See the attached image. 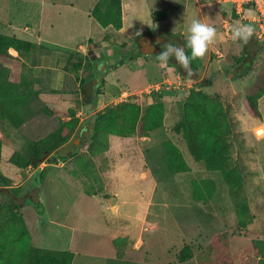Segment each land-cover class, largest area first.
<instances>
[{
	"label": "rangeland",
	"instance_id": "374dc122",
	"mask_svg": "<svg viewBox=\"0 0 264 264\" xmlns=\"http://www.w3.org/2000/svg\"><path fill=\"white\" fill-rule=\"evenodd\" d=\"M41 1L0 0V15L12 13L19 16L21 22L37 21L40 15L36 7ZM57 1L65 10V5L73 0ZM204 1L199 0L200 3ZM150 2L161 9L155 13L167 14L164 10L166 7L174 10L172 15L177 16L172 23L175 35L168 29H153L159 30L156 33L174 45L183 47L188 34L181 35L180 31L188 23L190 25V21L182 16V2L178 1L177 8L170 0ZM211 11L216 13L217 7H210ZM78 16L76 40L92 29L82 21L81 12H78ZM207 18L210 20L206 19V22L212 24L216 15ZM99 30L95 29L94 33L98 34ZM218 31L222 33L225 46L220 43L213 46L208 52L206 66L191 68L192 75L181 67H174V58L161 66L156 55L151 56V62L138 60L131 65L130 61L140 56L134 50L137 36L130 43L119 39L112 45H109L110 39L105 38L104 41L109 43L108 50L115 47L112 55L108 53L111 58L100 57L88 62L84 57H77L80 62L78 66L84 69L83 79L87 85L84 89H78L80 77L76 76L71 88L78 91L76 94L71 91L69 103L77 112L81 138L91 134L90 118L93 115L107 107L132 101L135 97L140 99L143 110L156 101L162 102L165 123L149 139L141 137L139 132L129 138L110 136L106 160L92 158L90 177L85 176L84 169L77 165L75 155L58 156L54 161L63 163L60 173L46 181L48 170L44 177L41 176L44 163L38 169H19L9 163L7 156L10 151L6 150L2 155L1 170L12 180L11 188L20 190L16 202L24 203L26 197L32 201L38 198L39 206L44 211V218L38 219L39 206L28 202L21 209L31 231L32 245L72 251L75 254L73 264L264 263V96L260 100L262 119L253 118L246 108L247 94L264 81V39L256 45L253 35L247 48L245 45L236 51L225 30ZM246 50L252 53L258 51V56L249 74L236 79L240 64L238 60ZM124 63L130 64L129 67H123ZM102 64L109 65L104 73H101ZM168 68V75L163 78L161 74ZM179 72L188 78L181 77ZM204 79H211L213 85L202 88V91L210 96H218L231 114V162L242 180L241 188L236 190L226 184L221 172L207 171L203 164L196 162L185 140L173 131L174 125L183 117V106L190 91L198 90L199 83ZM50 100L56 102L59 108L68 106L60 104L61 98L56 96L44 97L41 102L34 99L24 109L25 125L17 130L0 122V135L8 140L10 137L18 138L21 151H25L30 140L43 137L56 129L61 121L57 116L45 114L46 107L42 103L50 108L56 107L49 103ZM83 101L91 102L90 112L82 110ZM32 124L40 129L37 136L32 132ZM80 136H77L76 146L81 144ZM167 141L182 151L189 166L188 172H170L164 160V144ZM91 142L87 140L81 146L78 156L90 157L88 148ZM74 170L78 172L77 176L73 174ZM38 180L46 182L38 185ZM207 181L214 182L215 191L211 200L204 204L194 200V184ZM5 200L0 194V201ZM239 203L249 210L246 229L240 225ZM115 236L116 240L123 238L121 240L126 242L122 248L126 255L123 259L116 258V249L111 241ZM185 246L191 248L195 259L181 263L178 256Z\"/></svg>",
	"mask_w": 264,
	"mask_h": 264
},
{
	"label": "trees",
	"instance_id": "16d2710c",
	"mask_svg": "<svg viewBox=\"0 0 264 264\" xmlns=\"http://www.w3.org/2000/svg\"><path fill=\"white\" fill-rule=\"evenodd\" d=\"M158 15L161 19L166 17L163 12H153L152 19L160 20ZM91 17L103 28L112 26L120 31L123 28L122 0H99L91 12ZM156 31L159 30L151 32ZM259 44L260 42L256 40V45ZM183 45L190 57L191 49L186 48L185 40ZM35 46L16 37L0 34V122L17 130L25 125L24 109L36 99L37 95L32 91L31 84L21 72L24 63L12 56L10 50L13 49L18 53L31 52ZM257 56L258 51L252 53L246 50L244 52L238 60L240 64L236 70V79L249 74ZM86 60L96 61L90 55ZM201 66L200 60H193L191 63L192 69ZM241 69V73H238ZM179 75L188 78L181 72ZM85 85L82 83L81 89H84ZM212 85L211 79H204L199 83L198 90L190 91L183 106V117L174 125L173 131L185 140L189 153L196 162L203 164L207 171L221 172L226 184L236 190L241 188L242 180L231 162L232 153L229 143L232 130L231 114L218 96H210L202 91V88ZM263 96L264 81L247 94L246 108L253 118H263L260 110V100ZM83 104L89 105L91 102L84 101ZM44 112L50 117L57 116L61 120L58 127L43 137L30 140L25 151L15 152L9 159V163L13 166L23 170L38 169L42 163H51V155L54 153L60 157L75 155L77 165L84 169L85 176L90 177L89 167L93 165L92 158L106 160L105 154L110 146V136L129 138L139 132L141 137L150 138L153 133L163 128L165 123V107L162 102L156 101L143 110L140 99L137 97L115 107H107L103 112L93 115L90 118L91 134L84 138L78 134L81 126L75 109L60 111L45 108ZM63 119H68V121H63ZM77 136H80L79 146L75 145ZM87 140L92 141L88 148L91 158H84L77 154ZM2 141L0 138V194L6 200L0 201V264H73L75 258L73 252L42 249L32 245L31 234L21 209L28 202L38 207L39 199L32 201L26 197L27 200L24 203L16 202L19 199L20 190L11 188L12 180L1 170ZM164 151V160L171 173L189 171V166L179 147L167 141L164 144ZM46 172L47 169H43L41 176L46 175ZM73 174L77 176L78 172L74 170ZM42 183L43 180L36 182L38 185ZM194 185V200L208 203L215 191L214 182L207 181L203 184L197 182ZM233 196L236 197L237 194L234 193ZM237 210L240 215V225L246 229L249 224V210L241 203L237 205ZM113 245L117 250L118 258H122L124 255L122 248L126 246V242L117 239L113 241ZM192 258L193 253L189 246H185L178 256L181 263ZM262 259L264 261V256Z\"/></svg>",
	"mask_w": 264,
	"mask_h": 264
},
{
	"label": "crops",
	"instance_id": "0c3cea01",
	"mask_svg": "<svg viewBox=\"0 0 264 264\" xmlns=\"http://www.w3.org/2000/svg\"><path fill=\"white\" fill-rule=\"evenodd\" d=\"M178 1L182 2V16H185L186 19L188 18L190 23L192 19H200L202 21L204 19L205 23H208L206 22V19H208L207 17H212L215 14L216 20H212L213 23L211 25H213L217 30H223L224 22L230 19L231 16H233L234 19H237L240 24H250L254 28L256 27L252 20L253 13L251 11H247L244 17H238L236 14L231 15V6L229 4L219 3L218 1H216V3L218 4L217 5L214 0H205L206 2L204 1V3H200L199 0H170V3L175 4L174 8H177ZM98 2L99 0H73L71 4L65 5V10H63V5L60 4L57 0H42L36 7L37 12L39 11L40 15L37 21L31 19L30 21L21 22L19 20V16L12 13H3L2 16L0 15V34L13 36L20 40L36 45L31 52L18 53L17 51L11 49L10 54L14 57L19 58L24 63L21 72L28 83L31 84L32 91H34L37 95V101L41 102L42 98L44 97L56 96L61 98L60 104H68L67 107L59 108L56 102L50 100L49 103L54 104L56 107L50 108L46 104L42 103L46 108L54 110H67L72 107V105H70L69 103L70 96H72L71 91H74L76 94L78 89L81 90L82 83H85L87 85V81L83 79L84 69L80 67V65L78 66V63L80 62L78 61L77 57H84L85 59H87V57L90 55L96 60H99L100 57H104V59L107 57L111 58L112 56L110 55L115 52V47L113 48V50H108L107 46L109 43L108 41H104L105 38L110 39L109 42L111 43L109 45L114 44L115 40L119 39L123 40L124 42L130 43V41L136 36H139L147 30H152L153 28L162 30L168 29L170 33L175 35V31H173L172 29V23L176 20L177 16L172 15V12L174 11H172V8L166 9V7L164 9L167 11L165 19L154 21L151 14L161 9H159L157 5L150 2V0H137L136 2L134 0H122L123 28L120 31H117L112 26L107 28L101 27L99 23H97L91 17V12ZM154 6H156L158 9H156ZM214 6L217 7L216 13L212 11L210 12V7ZM78 12H81L82 21H85L88 28L92 29L88 32H84L82 38L76 40V25L79 22ZM21 14H23V10H21ZM188 26L189 23L181 29V35L188 34ZM95 29H100L98 34L94 33ZM218 33L220 37L218 43L224 45V42H222L221 39L222 33L220 31H218ZM232 43L235 45L234 47L236 51H239L240 48L245 45L248 46L249 44H251L250 41L247 44L234 41ZM116 47L118 48V46ZM228 47L229 49L231 48L230 43H228ZM144 52L149 53L151 51L145 50ZM108 53L110 55H108ZM151 56L153 55H146L143 53L136 59L131 60L130 64L132 65L135 63V61L137 62L138 60L151 62ZM207 56L205 59L200 60L202 63L201 67L206 66V63L208 61ZM118 58L120 60V57ZM130 64L124 63V65L122 66L129 67ZM167 70H170V68L166 69L165 72L161 74L163 78L168 75L166 73ZM76 76L80 77L79 83H77L78 89L76 88L75 90H72V81L76 78ZM66 95L67 97H65ZM82 99L83 97L81 98V100ZM81 106L82 110L87 112L91 111L90 107L92 106V104L84 105L82 103ZM63 121H68V119ZM37 127L38 126L36 124H32L31 126V129L36 131H32L36 136L40 133V129L39 127ZM0 138H2V140L4 141L2 155H4L6 150H9L10 152L7 157L10 158L15 152L21 151L18 138L10 137V139L8 140L2 137V135H0ZM56 157H58V154L54 153L51 155V163H44L45 167L43 169L46 168L48 170L46 181L49 177H55L60 173V167L63 163L60 162L59 164H57L54 161ZM46 181H44V183ZM43 218L44 211L42 207L39 206L38 219ZM39 223H41V220L39 221ZM116 238L117 236H115L114 239L116 240ZM114 239L111 240L112 245L113 241H115ZM124 239L130 241L128 238L124 237ZM125 256L126 255L124 253L122 258H118L116 250L117 259H123L125 258ZM193 258L195 259L194 255Z\"/></svg>",
	"mask_w": 264,
	"mask_h": 264
},
{
	"label": "clouds",
	"instance_id": "9594fccd",
	"mask_svg": "<svg viewBox=\"0 0 264 264\" xmlns=\"http://www.w3.org/2000/svg\"><path fill=\"white\" fill-rule=\"evenodd\" d=\"M187 31L186 48L191 49L190 57L185 47L168 42L163 45V51L156 55V58L161 66L168 64L174 58L186 73L192 75V61L205 59L210 49L218 43L220 37L218 30L213 25L200 19H192ZM254 33L255 28L250 24L236 23L231 27V39L234 42L247 44Z\"/></svg>",
	"mask_w": 264,
	"mask_h": 264
},
{
	"label": "built area",
	"instance_id": "2783aa9c",
	"mask_svg": "<svg viewBox=\"0 0 264 264\" xmlns=\"http://www.w3.org/2000/svg\"><path fill=\"white\" fill-rule=\"evenodd\" d=\"M219 3L229 4L231 6V15L236 14L238 17H244L247 11L253 13L252 20L255 24L256 40L264 39V0H217ZM239 23L237 19L231 16L224 22L223 29L231 37V27Z\"/></svg>",
	"mask_w": 264,
	"mask_h": 264
},
{
	"label": "flooded vegetation",
	"instance_id": "af4514ba",
	"mask_svg": "<svg viewBox=\"0 0 264 264\" xmlns=\"http://www.w3.org/2000/svg\"><path fill=\"white\" fill-rule=\"evenodd\" d=\"M151 31L152 30H147L143 32L142 34H140L139 36H137L138 40L135 43L134 50H135V53L139 54L140 56L143 54L145 50H150L151 52H155L156 50H158L159 51L158 54H160L163 51L164 44L168 42L172 43L171 41L167 40L166 38L159 35L158 33L156 32L152 33ZM157 37L159 38V40L157 42H154V39ZM158 54H155V55H158ZM175 66H178V68H180V65H178L177 62H175ZM102 67L103 69L101 73H104L107 67L109 68V65L102 64Z\"/></svg>",
	"mask_w": 264,
	"mask_h": 264
},
{
	"label": "water",
	"instance_id": "95a60500",
	"mask_svg": "<svg viewBox=\"0 0 264 264\" xmlns=\"http://www.w3.org/2000/svg\"><path fill=\"white\" fill-rule=\"evenodd\" d=\"M158 40H159V38L157 37V38L154 39V42H157ZM162 40H163V39H162ZM162 40H161V41H162ZM143 53L146 54V55H155V54H158L159 51L156 50L155 52H149V53L143 52Z\"/></svg>",
	"mask_w": 264,
	"mask_h": 264
}]
</instances>
